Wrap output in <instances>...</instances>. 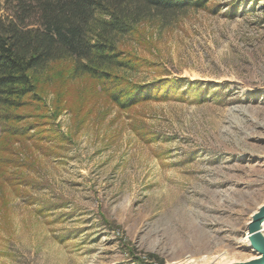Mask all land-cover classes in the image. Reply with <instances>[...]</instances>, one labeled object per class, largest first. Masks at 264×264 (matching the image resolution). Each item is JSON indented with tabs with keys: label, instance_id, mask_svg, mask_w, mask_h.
Wrapping results in <instances>:
<instances>
[{
	"label": "rangeland",
	"instance_id": "374dc122",
	"mask_svg": "<svg viewBox=\"0 0 264 264\" xmlns=\"http://www.w3.org/2000/svg\"><path fill=\"white\" fill-rule=\"evenodd\" d=\"M135 28L119 42L126 80L173 83L170 97L120 110L73 64H51L19 112L33 131L0 138V264L257 258L241 241L264 204V0Z\"/></svg>",
	"mask_w": 264,
	"mask_h": 264
},
{
	"label": "trees",
	"instance_id": "16d2710c",
	"mask_svg": "<svg viewBox=\"0 0 264 264\" xmlns=\"http://www.w3.org/2000/svg\"><path fill=\"white\" fill-rule=\"evenodd\" d=\"M210 1L8 0L10 15L0 19V138L30 135L33 129L21 127L26 119L19 112L40 102V77L61 61L98 83L120 110L169 98L173 83L126 80L135 62L119 42L142 22L172 19Z\"/></svg>",
	"mask_w": 264,
	"mask_h": 264
},
{
	"label": "water",
	"instance_id": "95a60500",
	"mask_svg": "<svg viewBox=\"0 0 264 264\" xmlns=\"http://www.w3.org/2000/svg\"><path fill=\"white\" fill-rule=\"evenodd\" d=\"M263 224L264 205L258 209L255 215H253V217L251 218L250 223L247 225V234L250 236L249 244L251 246V249L256 255H258V257L251 261L232 264H264V235L262 234Z\"/></svg>",
	"mask_w": 264,
	"mask_h": 264
},
{
	"label": "bare ground",
	"instance_id": "6f19581e",
	"mask_svg": "<svg viewBox=\"0 0 264 264\" xmlns=\"http://www.w3.org/2000/svg\"><path fill=\"white\" fill-rule=\"evenodd\" d=\"M263 205H264V204H263ZM263 205H261V206H263ZM261 206H260V207H261ZM260 207H259V208H260ZM259 208H258V209H259ZM258 209L255 211V213L258 211ZM255 213H254L253 215H255ZM262 228H263V229H262V234L264 235V224H263ZM249 238H250V236L247 234L246 237H244V238L242 239L241 242H243V243H245V244H249ZM201 249L206 250L207 247H206V246H202V247L198 248L197 250H195L194 252L198 253V251H200ZM184 251H185V250H184ZM184 251H181V252L177 255V257H182ZM257 257H258V255H257ZM220 263H222V262H220ZM216 264H219V263L217 262Z\"/></svg>",
	"mask_w": 264,
	"mask_h": 264
}]
</instances>
